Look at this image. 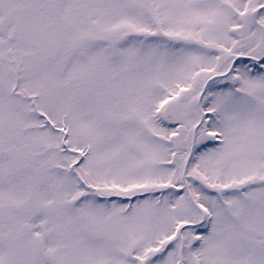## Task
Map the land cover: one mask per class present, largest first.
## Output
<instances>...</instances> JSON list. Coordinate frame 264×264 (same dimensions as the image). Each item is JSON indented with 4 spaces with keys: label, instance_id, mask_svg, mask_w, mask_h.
Masks as SVG:
<instances>
[{
    "label": "snow or ice",
    "instance_id": "1",
    "mask_svg": "<svg viewBox=\"0 0 264 264\" xmlns=\"http://www.w3.org/2000/svg\"><path fill=\"white\" fill-rule=\"evenodd\" d=\"M0 264H264V0H0Z\"/></svg>",
    "mask_w": 264,
    "mask_h": 264
}]
</instances>
